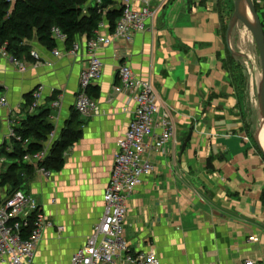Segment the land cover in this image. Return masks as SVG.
Segmentation results:
<instances>
[{
  "label": "crops",
  "instance_id": "0c3cea01",
  "mask_svg": "<svg viewBox=\"0 0 264 264\" xmlns=\"http://www.w3.org/2000/svg\"><path fill=\"white\" fill-rule=\"evenodd\" d=\"M220 1L152 3L157 13L147 29L131 42L115 40L95 51L103 70L90 95L103 113L79 115L82 137L67 149L64 168L49 180L36 171L25 186L53 222L36 247V264L66 263L101 221L117 142L136 106L131 92H114L123 64L152 84L160 112L168 115L174 131L173 140L152 153L155 173L127 202L124 236L130 247L155 251L161 264H244L247 259L264 264V158L248 139L249 125L228 69ZM115 2L120 6L123 0ZM257 3L264 13V0ZM77 41L82 45L77 57L65 52L63 42L57 43V55L32 43L39 58L22 61L23 72L11 58L2 60L0 94L7 96L9 107L0 108V149L7 144L12 151L8 132L26 116V95L40 86L39 108L60 102L50 115L60 139L90 58L86 36ZM6 190L0 189V198ZM54 198L60 206L51 204ZM59 226L65 229L61 234L55 231Z\"/></svg>",
  "mask_w": 264,
  "mask_h": 264
},
{
  "label": "built area",
  "instance_id": "2783aa9c",
  "mask_svg": "<svg viewBox=\"0 0 264 264\" xmlns=\"http://www.w3.org/2000/svg\"><path fill=\"white\" fill-rule=\"evenodd\" d=\"M14 4L17 0H6ZM168 0H123V16L117 23L113 32L103 34L102 23L95 37L86 41V51L89 61L80 74V89L76 96L75 109L83 116L98 117L103 113L102 107L92 96L89 89L94 82L101 78L103 61L96 56L95 51L101 46H108L115 40L131 42L136 33L147 29L153 21L157 9L151 7L152 3L160 7ZM100 0L98 1V3ZM53 37L58 42L67 40L58 27L52 29ZM5 45L0 44V59H9L10 54ZM82 45L75 42L65 52L77 57ZM54 55L60 53L58 49ZM31 56L34 60L39 55L33 50ZM12 63L19 66L21 71L27 68L21 60L12 57ZM120 83L115 85L114 92H131L136 104L132 112L126 133L117 142V151L114 156L113 167L108 186L104 194V214L101 221L95 225L92 233L87 237L84 245L78 248L67 263L63 264H161L154 251L139 252L133 250L124 236V226L127 217V202L136 190L150 178L156 170L152 160V153L161 151L174 137L173 127L166 113L160 112L159 100L149 81L138 78L128 64L119 69ZM44 88L37 87L33 92V102L28 107L29 113H34L40 106ZM54 93L55 90H52ZM52 109L60 106L59 100H53L49 105ZM9 102L4 95L0 96V108H8ZM157 119V120H156ZM160 129L156 133V128ZM8 138H15L22 142V136L11 127ZM151 139V140H150ZM150 140V142H149ZM56 141L54 131L49 135L44 149L34 155H27L25 162L35 166L44 161ZM28 140L24 141L26 145ZM150 150V151H149ZM45 176L51 173L38 169ZM46 220L43 209L37 200L23 191H16L11 196L0 201V264H36L34 262L35 250L43 239L46 229ZM50 223L48 227H52ZM57 228V227H56ZM63 226L57 231L63 232ZM244 264H262L258 260L247 259Z\"/></svg>",
  "mask_w": 264,
  "mask_h": 264
},
{
  "label": "trees",
  "instance_id": "16d2710c",
  "mask_svg": "<svg viewBox=\"0 0 264 264\" xmlns=\"http://www.w3.org/2000/svg\"><path fill=\"white\" fill-rule=\"evenodd\" d=\"M256 2L257 0L256 11L264 23V13ZM86 3L87 0H17L10 4L6 0H0V44L7 47L14 59L32 62V43H40L51 50L57 48V41L52 32L54 27H58L66 35L67 49H70L80 36H86L87 40L94 38L102 23L106 24L109 32H113L123 16L125 7L117 6L115 0H100L99 4L88 5L89 7H86ZM227 55L228 67H231V60L235 58L229 53ZM233 79L236 83L237 79ZM92 89L94 88L91 86L89 95L92 94ZM33 92L26 95L22 105L26 116L19 127H15L16 133L22 136V142L11 138L12 151L8 150L7 144L2 145L0 149V156L9 160V164L5 165L6 170L0 174V189L6 188L8 196L16 191L28 194L25 186L38 169L47 172L61 171L65 166L67 149L82 137L80 113L75 109L60 139L55 141L46 159L38 166L25 162L27 155L34 156L44 149L49 135L54 131L50 118L52 109L48 105L46 108H38L34 113L27 111L33 102ZM55 93L57 92L52 96H56ZM26 140L28 143L25 145ZM262 156L264 158L263 154ZM262 201L264 203V192Z\"/></svg>",
  "mask_w": 264,
  "mask_h": 264
},
{
  "label": "rangeland",
  "instance_id": "374dc122",
  "mask_svg": "<svg viewBox=\"0 0 264 264\" xmlns=\"http://www.w3.org/2000/svg\"><path fill=\"white\" fill-rule=\"evenodd\" d=\"M98 1L99 0H92V1L87 0V3L89 6H92L95 3H98ZM235 1L236 0H221L220 1V2H222V9H223V14H224L223 15L224 16V18H223L224 19V27H223L224 35H227L228 26L231 22V18L234 14V11H235ZM253 2L255 5V0H253ZM88 5H86V7H89ZM258 15H259L261 23L263 25L264 23L262 21V18H261L259 13H258ZM245 28L248 31H247V35L245 36L244 41H242L241 40V33H242V31L246 30ZM104 29H107V28H103V30ZM231 40H232L231 46L233 49V53L230 52L228 44H227V54L228 53L231 54L235 58V60H231V67H228V69L233 74V77H235L237 79L236 80V87L238 90L239 98H240L241 103H242L243 112L245 113V116L247 118V123L249 125L248 139L257 148V150L261 151L256 144L257 129L259 128V126L262 123L260 105H258L259 104L260 82H261V75H262V66H261L259 51H258V48L256 46V43H255V40H254L252 33L240 21L236 22L233 25L231 35H230V43H231ZM226 43H227V39H226ZM242 48H244V49H242ZM32 51L33 50L31 49V52ZM10 58L12 60L11 55H10L9 59ZM4 59H6V58H4ZM2 60L3 59L1 58L0 63L2 62ZM16 68L19 71H21L19 66H16ZM21 72H23V71H21ZM1 95H3V94H0V96ZM4 97L7 98V96H5V95H4ZM1 109H6V108H1ZM5 161H6V159H4L2 157L0 158V164L3 163L2 165H5V163H4ZM7 163L9 164V160H7ZM5 170H6V166H3L2 168L0 167V173H2ZM50 173L53 174L54 171L50 172ZM45 177L48 180L52 178L51 176H50V178L48 176H45ZM7 196L8 195L6 193V195L4 197H7ZM4 197L0 198V201ZM56 198L52 199L51 204L55 205V206H60L61 203L56 204L57 203ZM41 208L44 209L43 205H41ZM43 214H44V211H43ZM44 217H45V220L47 221L46 222V228L49 226L50 223L53 225V222L50 221L49 219H47L45 214H44ZM57 228L55 230L56 233L61 234L62 232L57 231ZM256 240H257L256 238H250L249 239L250 242H254ZM70 258H69V260H70Z\"/></svg>",
  "mask_w": 264,
  "mask_h": 264
},
{
  "label": "water",
  "instance_id": "95a60500",
  "mask_svg": "<svg viewBox=\"0 0 264 264\" xmlns=\"http://www.w3.org/2000/svg\"><path fill=\"white\" fill-rule=\"evenodd\" d=\"M244 4H247L253 20H250L248 18L245 10L243 9ZM238 21L242 22L252 33L256 46L259 51L260 61H261V66H262V75H261L260 92H259V105H260L261 117L264 122V27L256 11L253 0H236L235 1V11L231 18V22L228 26L227 35H226L227 44H228V47L231 53H233V49L230 43V35H231L233 25ZM256 144L261 150L262 154L264 155V149L258 137L256 138ZM185 146L186 145H184V148Z\"/></svg>",
  "mask_w": 264,
  "mask_h": 264
},
{
  "label": "bare ground",
  "instance_id": "6f19581e",
  "mask_svg": "<svg viewBox=\"0 0 264 264\" xmlns=\"http://www.w3.org/2000/svg\"><path fill=\"white\" fill-rule=\"evenodd\" d=\"M243 9L245 10V12H246V14H247V16H248V18L250 19V20H253V18H252V16H251V13H250V10H249V8H248V6H247V4H244L243 5ZM246 29V28H245ZM247 29L246 30H244V31H242V33H241V40L242 41H244V39H245V36L247 35ZM251 41V40H250ZM231 42H232V40H231ZM240 48V47H239ZM241 49V48H240ZM242 49H244V48H242ZM246 49V48H245ZM253 58V57H252ZM246 63V62H245ZM260 76V75H259ZM259 105V104H258ZM257 137H258V139H259V141H260V143H261V145H262V147H263V149H264V122H263V120H262V123H261V125L259 126V128L257 129Z\"/></svg>",
  "mask_w": 264,
  "mask_h": 264
}]
</instances>
